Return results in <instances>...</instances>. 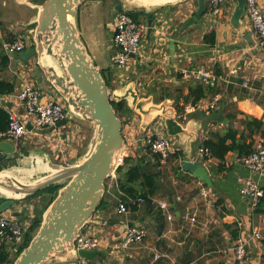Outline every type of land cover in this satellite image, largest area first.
<instances>
[{
	"label": "crops",
	"instance_id": "0c3cea01",
	"mask_svg": "<svg viewBox=\"0 0 264 264\" xmlns=\"http://www.w3.org/2000/svg\"><path fill=\"white\" fill-rule=\"evenodd\" d=\"M260 3L264 8V0H260ZM196 9L197 0H86L77 10L76 24L81 39L94 63L105 70L113 91L122 93L124 85L133 83L141 97H149L154 102L161 101L164 93H171L165 99L174 106L178 93L186 95L189 92L190 79L180 77L182 71L204 66L220 75L218 87L222 92L219 95L224 100L212 111L198 109L187 113L185 117L182 116L184 113H176L179 122L187 129L186 135L173 136L175 152L179 150L184 154L179 161L182 175L177 176L173 170L175 162L172 154L162 164L160 190L154 197L153 205H144L136 212L119 214L116 212L118 196L107 188L103 206L96 211L94 222L87 225L88 230L91 229L100 238L98 249L105 254L98 255L96 259L103 264H155L156 251L162 254L160 264H234L233 235L237 233L236 229L238 235L244 237H248L255 229L264 235V214H254L249 198L240 192V179L255 175L245 167L237 154L230 152L227 155L223 171L218 170L219 160L216 158L206 163L197 159L199 143L210 130L221 129L224 124L230 123L229 113L242 111L264 121V53L260 39L247 16L242 31L232 26L235 0L226 1L221 16H213L208 11L199 24L183 29L182 24ZM120 10L140 13V21L146 25L140 50L132 56L123 71L117 69L112 61L117 50L114 32ZM148 12L154 14L150 32ZM37 15L36 4L29 0H0V23L6 31L16 34L17 38L29 35L33 39L34 28L30 27L36 24ZM211 31L216 32L215 45L204 40V35ZM2 37L0 27V40ZM172 38L176 43L173 55ZM10 57V64L2 76L16 78L17 87L13 94L0 95V107L25 114L16 94L30 80L41 89L45 100H60L67 108L64 98L50 83L38 80L35 74L36 59L21 63L16 61L15 56L10 54ZM45 58L46 65L55 63L50 56ZM254 76L258 78L253 80ZM246 79H252L251 87L242 85ZM213 97L208 96L201 102H210ZM180 103H183L182 98ZM127 106L121 117L125 148L132 156L145 154L148 145L143 137L162 116L146 119L130 102ZM27 123L32 125V129L28 125V132L14 143L15 156H4L5 159L0 161L21 180L36 181L52 171V163L73 165L82 157L78 154L72 136L66 139L62 137L65 130L79 123L76 118L56 129H52V126H34L29 118ZM24 150L28 152L24 153ZM188 156L207 167L212 185L185 170L183 164ZM260 182L264 185V176ZM171 188L173 194L169 193ZM204 188L209 191L208 199L202 194ZM39 199L19 198L8 212L19 211L21 214L18 218L26 220L32 213L33 203L39 202ZM159 200L170 202L173 219L168 218L158 204ZM192 209L199 211L195 227H191L185 218ZM131 222H139L146 228L147 234L141 243L126 248L121 242ZM182 239L186 240L184 245L178 243ZM2 242L10 244L5 236L0 235V245ZM247 249L250 264H264V239L252 240ZM10 252L11 257H14V245ZM77 261L78 254L71 252L65 258H58L48 264H77Z\"/></svg>",
	"mask_w": 264,
	"mask_h": 264
},
{
	"label": "water",
	"instance_id": "95a60500",
	"mask_svg": "<svg viewBox=\"0 0 264 264\" xmlns=\"http://www.w3.org/2000/svg\"><path fill=\"white\" fill-rule=\"evenodd\" d=\"M85 1L44 0L41 4L30 1L38 8L33 45L24 51H9L17 62L27 63L36 59L35 74L38 80L41 83L46 80L64 98L67 113L52 129L66 126L76 116L95 128L92 149L88 154L73 165L52 163V171L36 181L25 182L12 170L0 169V198L3 199L0 214L9 211L19 198L39 192H43L44 196H53L44 190L67 181L44 212L38 231L12 264H48L58 258H65L71 252L94 264H103L96 259L98 255L105 254L103 250H77L76 239L93 221V216L105 197L107 179L116 169L118 156L125 148L123 121L114 108V99H125L127 104L130 102L146 119L162 116L166 132L172 137L187 134V129L177 119V109L171 102L166 99L154 102L149 97H141L133 83L124 85L122 93L113 91L107 84L102 70L89 55L76 24L77 10ZM246 10L247 0H235L231 17L234 29L242 31L245 28ZM207 12L208 0H197L196 11L182 24V28L199 24ZM153 17V12H148L149 32L152 30ZM175 45L172 38V55ZM46 56H50L55 63L46 65ZM28 125L32 129V125ZM68 136V131L65 130L62 137L66 139ZM0 150L5 152L4 156H15V145L11 141H0ZM147 159L152 161V155H148ZM183 165L186 171H191L208 185H212L209 171L201 162L193 161L188 156ZM117 177H120V173ZM20 214L19 211L12 212L14 217H19ZM133 224L131 222L130 226Z\"/></svg>",
	"mask_w": 264,
	"mask_h": 264
},
{
	"label": "built area",
	"instance_id": "2783aa9c",
	"mask_svg": "<svg viewBox=\"0 0 264 264\" xmlns=\"http://www.w3.org/2000/svg\"><path fill=\"white\" fill-rule=\"evenodd\" d=\"M227 0H208V11L213 16L219 17L223 14L224 5ZM246 16L257 33L261 49L264 53V8L260 0H247ZM146 30V25L137 22L126 10H120L117 14V22L114 32V42L117 47L116 53L112 58L115 67L119 70H125L132 56L137 54L141 47L142 36ZM33 45V39L29 35L18 37L14 42L7 45L8 51L19 52L24 51ZM182 75L187 79H195L207 84L214 85L219 83L220 75L212 69L204 66L195 68L184 69ZM258 76H254L253 80ZM252 79H246L242 85L251 87ZM16 98L24 108L25 114H20L16 110H9V126L0 130V141H11L17 143L28 132V118L31 119L34 126L50 127L55 125L58 121L65 117L67 113L66 105L60 100L48 99L45 100L40 88H38L32 81H26ZM221 96L215 95L210 102L199 101L196 104H188L185 107V112L182 115L185 117L187 113L193 112L198 109L212 111L220 102ZM76 126L68 128V134L73 135ZM73 137V136H72ZM143 141L148 145L153 153L161 157L162 162H166L170 156L175 152V140L166 132L163 118L157 119L153 123L151 130L143 137ZM4 151L0 150V159L4 157ZM126 148L122 150L117 159L116 169L110 174L107 181L108 188L112 189L113 183L117 179V168L124 163L125 157L128 156ZM211 154L207 147L199 146L197 150V159L206 163L210 160ZM239 160L248 168L255 176L240 179L241 188L240 192L249 198L252 210L256 207L261 197L264 195L263 185L260 178L264 176V137L258 136L255 140L253 150L250 154L240 157ZM107 183V182H106ZM202 194L206 199L209 198V191L205 188ZM143 202V199H139ZM158 204L164 209L166 215L171 220L173 214L170 209V202L168 200H159ZM116 212L119 214H127L130 212L128 205L118 199ZM199 211L197 209L189 210L185 218L188 220L191 227H195L198 222ZM35 212L32 211L31 215L22 220L18 217L12 216L11 212H3L0 214V235L5 236L10 245H14L15 249L21 246L24 242L25 234L33 223ZM94 217V216H93ZM91 221V223L94 222ZM88 226L84 233H80L76 239V249H97L100 245V238ZM147 230L139 222L129 226L122 239L121 245L123 247H130L134 243H141L144 240ZM264 235L259 229H255L248 237L239 235L233 243L234 264H250L248 255V244L252 240H262ZM185 239L179 240L180 245H184ZM162 254L158 251L155 252L154 258L158 260ZM0 264H12L6 260ZM77 264H90V261L78 255Z\"/></svg>",
	"mask_w": 264,
	"mask_h": 264
},
{
	"label": "trees",
	"instance_id": "16d2710c",
	"mask_svg": "<svg viewBox=\"0 0 264 264\" xmlns=\"http://www.w3.org/2000/svg\"><path fill=\"white\" fill-rule=\"evenodd\" d=\"M33 3L41 4L44 0H30ZM128 13L134 18L135 21L141 22L139 14L135 11H128ZM0 27L3 32V37L0 40V95H10L16 91L17 79H7L2 76V73L8 68L11 57L7 49V45L14 42L17 38L16 34L8 32L0 23ZM35 24L31 25L30 28H34ZM204 40L210 45H215L216 43V32L211 31L204 35ZM105 70H102V74L107 81V84L111 87L110 80L105 76ZM218 74V72H216ZM183 75L181 74L180 77ZM219 83L214 85L207 84L195 79L189 80V92L186 95L178 93L176 100L174 101V106L177 109L178 114H183L185 112V107L188 104H196L202 99L208 96H215L222 92V89L218 87ZM172 94L169 92L164 93L165 98H169ZM181 98L183 103L181 104ZM224 100H220V103ZM114 108L120 117L124 110L128 109L127 101L123 100H113ZM241 115V116H240ZM231 119L230 123L223 125L221 129L210 130L208 135L204 140L199 143L200 146L207 147L210 151L211 157L219 160L218 170L223 171L224 162L227 155L230 152H234L237 156L243 157L252 152L256 136L264 137V121L261 118L255 117L253 115L246 114L242 111H236L234 113L228 114ZM238 123V126L236 125ZM9 126V110L4 107H0V130H4ZM24 150V153H27ZM148 155H152L153 160L149 161L147 159ZM184 154L182 151H176L172 155V160L174 159L173 170L177 176L182 175L180 159L183 158ZM5 157H2L0 161H3ZM161 157L158 154L153 153L150 149L145 154L132 156L128 155L125 157L124 163L119 165L117 172L120 173V177L116 179L113 183L112 190L114 193L123 200L129 207L130 211L136 212L141 209L144 205H153L154 197L158 194L160 190L161 178L163 176ZM158 167V168H156ZM5 168L0 164V169ZM184 178V177H183ZM107 181V188H108ZM64 184L51 185L46 190L47 193H52L53 196H44L43 192H39L34 195L26 196L27 199L40 198L39 203L35 207V217L33 218V223L28 229L24 237V242L21 246L16 248V258L22 252V250L29 244L33 236L38 231L43 220V214L50 206L55 196L58 194L59 189ZM264 189V185H263ZM169 193L173 194L172 188L169 189ZM106 194V193H105ZM118 197L116 201L118 202ZM143 199L140 202L139 199ZM3 199L0 198V204ZM104 204V199L100 204L101 208ZM98 208V209H99ZM162 212V211H161ZM160 212V213H161ZM254 214H264V195L261 197L260 201L253 209ZM159 213V214H160ZM161 215V214H160ZM233 235V238L237 239L238 229ZM10 249L12 245L2 242L0 245V263L9 260L11 263L16 259L11 257ZM160 259H158L155 264H160ZM90 264H94L90 261Z\"/></svg>",
	"mask_w": 264,
	"mask_h": 264
},
{
	"label": "rangeland",
	"instance_id": "374dc122",
	"mask_svg": "<svg viewBox=\"0 0 264 264\" xmlns=\"http://www.w3.org/2000/svg\"><path fill=\"white\" fill-rule=\"evenodd\" d=\"M111 88H113V87L111 86ZM76 119L79 121V123H77V124L75 123L76 129L73 132L72 141H73L74 145L76 147H78L77 148L78 149V154L82 156L81 158H83L92 149V140L95 137V128L92 126L91 123H89V122L81 119L79 116H76ZM81 158L79 160H81ZM66 182L67 181H64L62 183L64 184ZM36 204H40V203L37 202V201L34 202L33 203V206L34 207L32 208L31 211L35 212V206H36ZM15 255H16V253L14 254V257H15Z\"/></svg>",
	"mask_w": 264,
	"mask_h": 264
},
{
	"label": "bare ground",
	"instance_id": "6f19581e",
	"mask_svg": "<svg viewBox=\"0 0 264 264\" xmlns=\"http://www.w3.org/2000/svg\"><path fill=\"white\" fill-rule=\"evenodd\" d=\"M155 2H160V0H154Z\"/></svg>",
	"mask_w": 264,
	"mask_h": 264
}]
</instances>
